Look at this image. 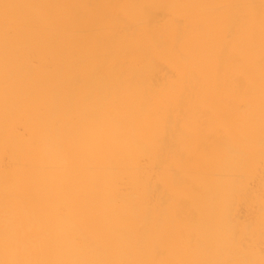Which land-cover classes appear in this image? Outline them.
I'll return each mask as SVG.
<instances>
[{"label":"bare ground","instance_id":"1","mask_svg":"<svg viewBox=\"0 0 264 264\" xmlns=\"http://www.w3.org/2000/svg\"><path fill=\"white\" fill-rule=\"evenodd\" d=\"M0 264H264V0H0Z\"/></svg>","mask_w":264,"mask_h":264}]
</instances>
